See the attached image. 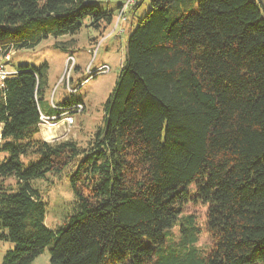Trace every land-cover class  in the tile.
<instances>
[{"label": "trees", "instance_id": "1", "mask_svg": "<svg viewBox=\"0 0 264 264\" xmlns=\"http://www.w3.org/2000/svg\"><path fill=\"white\" fill-rule=\"evenodd\" d=\"M125 3L0 0V59L86 21L102 36ZM48 69L21 65L0 82V242L14 246L2 264L47 247L51 264H264V0H150L85 147L40 136L42 114L83 104L44 100ZM67 170L75 204L54 230L34 181ZM198 202L207 251L169 250L179 221L184 248L196 242L181 214Z\"/></svg>", "mask_w": 264, "mask_h": 264}, {"label": "rangeland", "instance_id": "2", "mask_svg": "<svg viewBox=\"0 0 264 264\" xmlns=\"http://www.w3.org/2000/svg\"><path fill=\"white\" fill-rule=\"evenodd\" d=\"M98 1L101 3L102 8L117 11L119 3L128 0ZM128 7L130 8L127 13L129 18L119 19L115 17L116 30L112 32L113 34H111V31L114 26L101 36L98 31L89 27V23L86 21L81 31L75 36L66 35L59 38L50 36L42 40L34 49H22L18 52H12L9 59L4 60L8 71L21 65L40 68L44 64H48V79L44 91V100L52 105L55 104V101L62 104L65 100L73 97H79L83 100L84 111L74 114L75 124L71 128L62 126L59 129L47 130L50 137H47L48 134L41 129L40 136L44 140L48 142L74 140L85 147L93 133L104 125V106L116 85L125 60L130 28L132 25L135 26L138 20L147 13L150 0H129ZM93 36L97 37L96 42L92 40ZM72 38L76 42L73 48L64 51L56 47V43L66 42ZM97 42H99L98 47ZM69 56L75 57V65L80 70L75 71L73 67L67 75L65 69L69 65L67 60ZM104 65L108 66L110 70L106 73H100L99 68ZM64 77L70 78V86H67ZM77 78L80 80L79 82L76 81ZM51 136L53 137L51 138ZM70 173L71 171L67 170L61 176L48 174L46 178L34 181V187L40 192L42 200L46 204V224L54 230L64 226L75 204L74 192L69 179ZM206 213V205L199 202L188 204L184 208L181 217H192L194 226L197 229L196 242L192 246L188 245L187 249L184 248V237L179 231L183 221H179L178 225L167 233L166 247L177 253L181 252L183 256L189 251L198 258L204 255L211 244L206 229ZM13 247L10 242H0V264H2L6 252ZM49 249L50 247H47L32 264H51Z\"/></svg>", "mask_w": 264, "mask_h": 264}, {"label": "built area", "instance_id": "3", "mask_svg": "<svg viewBox=\"0 0 264 264\" xmlns=\"http://www.w3.org/2000/svg\"><path fill=\"white\" fill-rule=\"evenodd\" d=\"M127 3H125L124 7H123V10H126L129 6V0L126 1ZM122 10V11H123ZM119 19H125L123 17V14H120L117 16ZM99 46V42H97V47ZM10 55H7L5 58L3 59H0V82L1 81H4L7 77H9L10 75H12L14 72H12L11 70H7L6 68V65L4 63V60L5 59H9ZM68 60V63L69 65L66 67L65 69V72L67 70V75L69 74V72L72 70V68L74 67L75 68V57L73 56H69L67 58ZM110 70V68L106 65L104 66H101L99 68V72L100 73H106ZM89 71V69H88ZM90 72V71H89ZM64 81L67 82V86H70L69 84V81H70V78H65L64 77ZM80 87V86H79ZM79 87L77 88V90L79 89ZM63 109L62 108V111L61 113H59L58 115H55V116H48V115H45V114H42L41 115V123H40V127L42 130H51L52 128H55V129H59L61 128L62 126L65 127H69L71 128L74 124H75V117H74V114H77V113H82L84 111V104H77L75 106H72V110H65L63 112ZM45 133V132H44Z\"/></svg>", "mask_w": 264, "mask_h": 264}, {"label": "crops", "instance_id": "4", "mask_svg": "<svg viewBox=\"0 0 264 264\" xmlns=\"http://www.w3.org/2000/svg\"><path fill=\"white\" fill-rule=\"evenodd\" d=\"M118 8H119V5H118ZM128 11H130V9H129ZM117 12H118V9H117L116 13H117ZM128 18H129V16H128ZM122 25H123V24H122ZM113 26H114V27H113ZM111 27H113V29H112V31H111V34H113L112 32H114V31L116 30V23L112 24ZM111 27H110V28H111ZM110 28H109V29H110ZM109 29H108V30H109ZM99 33H100V32H99ZM92 40L96 42L97 37H94V36H93V37H92ZM10 68H11V67H10ZM78 70H80V68L77 67V65H75V71H78ZM11 71L14 72L15 69H11ZM61 76H62V75H61ZM60 78H61V77H60ZM77 80H78V82L80 81L78 78L76 79V81H77ZM59 81H61V80L59 79ZM76 86H77V85H76ZM54 101H55V99H54ZM54 103H55V104H53V105L51 104V105L54 106V107L57 106V105L59 104V103L56 102V101H55ZM83 104H84V102H83ZM50 115H52V116L57 115V111H55L54 113H52V114H50ZM0 126H1V125H0ZM1 131H2V126H1ZM44 132L47 133V130H44ZM47 137H50V136L47 135ZM52 137H53V136H51V138H52Z\"/></svg>", "mask_w": 264, "mask_h": 264}, {"label": "bare ground", "instance_id": "5", "mask_svg": "<svg viewBox=\"0 0 264 264\" xmlns=\"http://www.w3.org/2000/svg\"><path fill=\"white\" fill-rule=\"evenodd\" d=\"M46 134H48L49 135V131H47V133Z\"/></svg>", "mask_w": 264, "mask_h": 264}]
</instances>
